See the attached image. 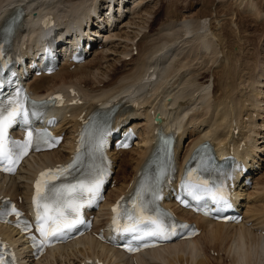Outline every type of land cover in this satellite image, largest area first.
<instances>
[{"label":"bare ground","instance_id":"obj_1","mask_svg":"<svg viewBox=\"0 0 264 264\" xmlns=\"http://www.w3.org/2000/svg\"><path fill=\"white\" fill-rule=\"evenodd\" d=\"M111 1L114 4H124L128 0H0V29L7 21L9 11H12L16 5L24 4L30 12V19L24 25L20 24L17 26L15 41H18L21 46L25 43L26 51H30L33 48L42 46L44 40L55 28H58L59 31L66 29V34L73 33L76 29L85 26V23L88 24L92 14L98 13L97 17L99 20H92L94 25L91 28L95 31L97 24L104 25L106 23V16L102 17L100 15L103 13L101 12L102 2L109 7V2ZM142 1L133 0L134 5L129 9L131 16L139 15L141 9H137L141 6ZM256 8L251 3L248 9L253 14V11L257 10ZM34 11H38L37 16H35ZM145 11L147 10L145 9ZM47 12L54 15V21L51 24L44 21L41 27L39 26V19L42 17L45 20L44 16ZM106 15L111 33L105 37L104 41H109L104 44L103 48L107 47L108 44H114V47L111 48V53L107 55L104 51L100 50V52L98 50L93 56L87 58L83 63L77 64L74 68H70L72 64L63 63L54 74L41 75L29 81L30 87L37 92L56 90V88L61 86L71 87V84H75L81 94H83L85 103L68 109H60V112L56 111L61 117V121L56 127L58 131L65 134V143L56 150L32 156L18 174L11 177H0V194L11 195L18 200L24 198L31 192L32 180L43 165L73 158L67 164L69 166L74 163V157L78 154L83 161L88 159L89 163L95 162L97 165L100 163L99 166L104 168L105 164L101 162L102 149L94 150V145L101 139V136L96 132L103 134L101 130H104L108 126L107 124L116 117L112 109H104L103 111H106V114L101 124V130H99L89 122L88 116L103 106L110 105V103L120 104L125 109L124 114L119 119L116 118L115 124L122 126L126 130L130 127H139L138 135L141 140L138 141V145L131 149L114 153V156L118 157V159L120 154H122L121 156H126L128 152H136V157L131 158L130 161H126L128 159L123 157L120 169L126 173V170L132 167V175L129 178H127V174L126 178L120 177V183L117 182L109 195L117 197L122 192H128L134 188L140 175L139 170H141L150 156L152 144L156 143V141L158 142L156 139L157 134L155 133L158 127L155 123L157 116L161 118L159 124L164 123L166 129L176 131L178 138L177 153L179 154V159H182V167L192 155L195 147L205 139L211 138L213 141L216 140L222 154L226 153L225 150L229 149L230 144H233V152L243 160L245 167L249 168L248 174L251 175L253 170H255L254 168L252 169V167H255V162H259V160L255 161L256 157L261 155V151L264 150V145H262L264 141L261 142L257 138L261 131V129L258 130V127L263 126L264 128V117L262 120L263 125L255 121L260 115L259 111L264 101V69L259 65L260 70L256 71L258 62L257 65L255 63L252 64V58L245 57L247 53L244 55L243 46L242 48L239 46L240 51L243 50L242 52H235L237 50L234 49L236 44L229 41H226L223 47L221 46L224 59L214 57L216 53L219 54L220 50L217 51V48L219 44H223L226 36L228 38L239 36L234 31L227 30L224 34H220L219 37L218 34L211 30L210 23L208 25L207 20L203 22L196 18H186L179 24L174 22L164 23L154 32L149 29L148 32L143 33L142 29L145 28V23L142 26L139 25L142 29H137L138 31L136 30L137 32H135L134 37L132 36V39L128 38L132 41L131 50L128 49L126 43L124 44V50L120 51L119 47L116 46V42L117 38L118 40L123 38L124 34L121 30L122 27L119 29V26L116 27L115 25L121 16L112 12ZM126 20L127 16L123 20L122 26L128 28L133 22H126ZM125 37L124 39H126ZM128 43L130 44V42ZM135 46L138 49L136 57L131 56L129 60L121 57V55L125 57L132 55L131 52L135 49ZM19 48L21 49L20 46ZM72 50L71 48L70 52ZM190 54H193V56L190 57ZM199 56H210L209 60L213 59L215 62L219 60L220 66L223 68L221 72L216 71L214 75L213 89H211L212 83L207 84L208 81L200 83V79L207 77V75H204L207 73L206 71L200 74V76H203L201 78L200 76H194L191 69L185 70V72L187 71L186 74L184 70L181 71L182 69L190 68H185L189 64L185 63L186 58L190 57L189 59L193 63L194 60L200 58ZM107 59L108 61L111 60L109 61L111 63H108ZM176 59L179 60L174 64ZM119 62H122L121 67ZM254 62H256V59ZM118 70L120 71L118 77L110 76L112 71ZM192 70L196 71L195 68ZM172 79L174 80L172 81ZM167 83L171 84L172 88L169 89L167 87L164 89L168 93L166 94L163 90L162 92L166 96L158 99V96L162 93L158 94L159 90L166 86ZM195 86H197V89L193 90ZM197 90H199V93L195 96ZM219 91L222 92L221 95L218 94ZM168 94H171L170 96L174 95L171 102H169ZM186 97L192 100L193 103L190 104ZM212 97L214 98L212 99ZM117 98L120 99L115 102ZM157 99L158 101L154 103ZM197 102L205 103V113L190 115L191 110L195 106L200 105ZM134 103L136 104L135 106L133 105ZM144 104L149 106L153 104V107H148ZM138 105L142 107L139 108ZM194 110H196V107ZM186 116L188 118L184 122ZM234 123L235 125L233 126ZM237 128V134L233 133ZM188 130L191 137L188 145L182 151L183 136L185 137ZM86 132L88 134L83 136ZM242 143L245 144L240 147ZM235 162L237 167L243 166L239 161L236 160ZM258 169L256 167V170ZM74 172L75 170H72V176ZM237 176L238 178L240 177L237 182L240 189L238 199L241 200V206L244 209V214H246V220L241 223L214 222L206 217L194 215L189 210L179 209L181 216L189 217L198 223L199 227L202 228L201 235L193 239L156 247L154 250L130 257L115 245L101 243L94 236L79 238L49 250V253L37 260L35 264H41L46 259L48 262H52V260L58 261V257H72L73 255L78 258L99 256L109 264H112L110 263L111 257L109 259L105 256L107 252H111L110 254L114 256L117 264H161L163 262L169 264L173 260L178 264H183L182 260L185 262L184 264H202L199 256H202L201 259L204 261L207 259V257L203 258L204 248H218L219 242L227 241L232 242L228 250L229 255L227 256H232L233 264H252L253 258H257V260L261 258L263 260L264 236L259 228H264V176L263 174V177L252 176L254 184L251 190L250 186H246L244 183L245 176H243V172H239ZM101 212L102 217L98 222L99 226L104 224L103 208ZM248 223L250 224L247 225ZM0 229L6 236L13 237L16 235L9 227H1L0 225ZM14 238L17 241L23 240L20 236H15ZM71 250L73 251L72 253L69 252ZM77 252H81V255ZM254 255L255 257H253ZM30 259L31 256L27 262L29 264L30 262L34 263V259ZM116 263L114 262V264ZM66 264H77V260H72V262L70 261Z\"/></svg>","mask_w":264,"mask_h":264},{"label":"snow or ice","instance_id":"obj_2","mask_svg":"<svg viewBox=\"0 0 264 264\" xmlns=\"http://www.w3.org/2000/svg\"><path fill=\"white\" fill-rule=\"evenodd\" d=\"M3 87L4 83L0 81V89ZM59 100L60 98L56 97L37 105L19 89H14L7 97L0 92V171L14 173L19 162L29 151L39 152L56 143V138L49 132L37 131L31 124L32 117L36 116L38 111L56 104ZM26 104L29 106L26 107ZM14 124L21 125L26 131L25 140L18 141L9 137V129ZM102 145L101 139L94 145V150L98 151ZM72 170L78 172L79 176H72ZM105 175L104 168L95 162L86 163L79 154L74 157L72 165L50 169L40 174L35 184L34 199L35 227L41 237L36 243L37 247L42 248L53 241H65L77 225L84 223L82 218L84 207L92 206L103 199L101 189ZM160 175H163V171ZM160 175L156 177L151 187L142 184L129 202L118 204L112 210L115 213L112 220L115 234L127 238L122 247L129 254L134 255L145 249L162 247L174 239H190L198 234L194 226L177 221L171 213L157 205L161 198ZM181 188L183 191V195L179 197L181 204L191 206L185 199L189 197L195 202V211L214 220L240 223L239 219L224 215L231 204L223 183L209 186L205 181H193L192 173L189 171ZM5 215L6 212H0V216ZM29 227L30 225L25 224V228ZM32 239L34 242L37 241L35 236ZM0 264H4V261L0 260Z\"/></svg>","mask_w":264,"mask_h":264},{"label":"rangeland","instance_id":"obj_3","mask_svg":"<svg viewBox=\"0 0 264 264\" xmlns=\"http://www.w3.org/2000/svg\"><path fill=\"white\" fill-rule=\"evenodd\" d=\"M105 1H109V0H105ZM250 2L257 7L256 8L257 10L253 11V14L251 13V10L248 9L249 5L251 4ZM131 3H133V0L131 1ZM128 4L129 3H126V5H128ZM133 5L129 6V9L132 8ZM101 8H104V6H102V4H101ZM145 9L147 11H145ZM137 10H140V12H141V13L139 12L140 16L139 15L131 16V14L130 15L127 14L126 22L127 21L133 22V24H130L131 26L129 25L128 28L127 27L125 28L122 26L123 25L122 23H120L119 25H116V27L119 26V29L122 27L121 30H122V33L124 34L123 38H119V40L117 38V42H116L117 43L116 46L119 47L120 51L124 50V46H125L124 44H126V43L128 45V49L129 50L131 49L132 43L128 38L132 39V36L133 37L135 36V32H137L139 29H142L139 27V25L142 26L143 24L146 23V25H144L145 28L142 29V32L146 33L149 30L147 28L148 26H150V31L154 32L155 30L159 29V27L162 26L164 23L174 22V23L179 24L180 22H182L186 18L187 19L196 18V19H199L203 22L207 20L208 25L210 23L211 30H213L216 34H218L219 37H220V34L221 35L224 34L227 30H229L231 32L234 31L235 34H237L239 36L236 38H232V36H231V38L230 37L228 38L226 36V39L223 42V44L222 45L219 44L217 51H219V50L220 51L218 52L219 54L216 53V55H214L215 58H221V59L223 58L222 57L223 56V51H222L223 49H221V48L223 47L224 44H226V41H229V42H233L236 44V47L234 49H237V50H235V52L240 51L241 50L240 47L242 48V46H243L244 47V55L247 53L245 57L248 56L249 58H252V60H253L252 64L255 63L257 65V62H258V68L256 69V71L260 70V67L264 69V0H143L141 6ZM147 21H148V23H147ZM124 37L126 39H124ZM217 41L218 40H216V42ZM128 42H130L131 45ZM218 43H219V41H218ZM109 46H110V48H108ZM113 47H114V44H108V46L101 49V51L102 52L104 51L105 54L107 53V55H108L109 53H111V48H113ZM119 50H118V52H119ZM221 51H222V53H221ZM226 51H227V49H226ZM242 51H240V52H242ZM136 53H138V52H136L134 50L131 53L132 54L131 56L136 57L137 56ZM191 56H193V54H190V57ZM110 57H111V54H110ZM121 57L125 59V57L123 55H121ZM190 57L185 59V63H189L187 65V67H185V68H188V67H190V68L182 69L181 71L184 70V73L186 74L187 71L185 72V70L191 69L192 74H194V76H198V77L200 76V74H202L206 71L207 73L204 75H207V77L200 79V83H206V81H208L207 84L209 85L212 83L211 89H213V81H214V77H215L214 75L216 74V71L221 72L223 70V68L220 66V61L217 60V62H215V60H213V59L209 60L210 56H203V57L197 58L196 60H194L193 63H191L192 61H190V59H189ZM112 59H113V57H112ZM255 59H256V62H254ZM178 60L179 59H176L174 64H176V62ZM186 60H188L189 62ZM107 61H108V59H107ZM109 61H111V60H109ZM109 61H108V63H111ZM239 64H240V62H239ZM119 65L121 67L122 62H119ZM223 65H224V62H223ZM259 65H260V67H259ZM194 68L196 70L195 72H194V70H192ZM210 70L213 71L212 74H210L211 73ZM119 72H120L119 70L115 71V72L112 71L111 74L110 73L109 74H110V76L112 75L111 77H114V76L118 77ZM184 73H182V74H184ZM201 77H203V76H200V78ZM173 80L174 79H172V81ZM172 81H171V83H173ZM170 85L171 84L167 83L166 86L162 87L161 90H159L158 94H160V92H162L167 87L169 89H171L172 86H170ZM197 86L193 87V90L197 89ZM179 89H180V87H179ZM163 92H165V90ZM163 92L158 96V99H160V97L166 96V94L168 93V92H165L166 94H164ZM173 93H174V91H173ZM198 93H199V90L196 91L195 96H197ZM221 93H222L221 91L218 92L219 95H221ZM171 94H168L169 95V97H168L169 102H171L172 98H174L173 97L174 95L170 96ZM153 97H156V96H153ZM186 98L188 99V97H186ZM213 98L214 97H212V99ZM152 99H154V98H152ZM158 99L155 100L154 103H156L158 101ZM188 100H189L188 102L190 104L193 103L192 100H190V99H188ZM197 103L200 105L195 106L196 110H194L195 109V107H194V109H192L193 111L191 110V112L189 113L190 115H193L196 113H202V112L205 113V111H206L205 103H199V102H197ZM201 104H204V105H201ZM144 105L148 106V107H150V106L153 107L152 106L153 104L150 106L148 104H144ZM261 105H262V107L260 108V111H259L260 115L258 116V118L255 119V121H257L258 124L263 122L262 120L264 117V101L262 102ZM202 106H204V107H202ZM138 107H139V105H138ZM140 107H142V106H140ZM143 109H141V110H143ZM187 116L185 117L184 122L188 118ZM262 125H263V123H262ZM260 129H261V131L259 133L260 135H257V138L260 139V141L262 142V141H264V137H263L264 128H263V126H260V128L258 127V130H260ZM189 133L190 132L188 130L185 134V137L183 136V142H182L183 147H181L182 151H183L184 147H186L189 143V140L191 137ZM262 145H264V143H262ZM135 153L136 152H128L127 155L125 154L126 156H121L119 158L118 166L116 169L118 179H119V177L126 178V174H127V178H129L132 175V167H129L126 170L127 172L124 173V170L122 171L120 169V164H121L123 157L124 158L126 157V159H128L126 161H130L131 158L136 157ZM253 160H255V159H253ZM258 160H259V162H257L256 165H258L260 163L258 165L259 170L253 171V174L256 175V177L262 176V174L264 176V150L261 151V155H258L256 157L255 161H258ZM118 167H119V169H118ZM251 189H253V188H250V190ZM227 243H229V244H227ZM222 244H223V246L221 247ZM230 244H232L231 241H227V242H223V243L219 242L218 248L222 249V250H221L220 255H218V256L211 255L209 252V247L205 246L206 247V250H205L206 256L205 257H207V259H205V261H204L203 259H201L202 257L199 256V259L202 260L201 263L202 264H233L232 256H227V255H229L228 250H229ZM218 248L216 247V249H218ZM249 248H251V247H249ZM226 250H227V252H225ZM69 252L72 253L73 251L71 250ZM77 253L81 255V252H77ZM110 253L111 252L105 253L106 254L105 256H107V258H109V259L111 257L110 263L114 264V262L116 263V260H115L113 255L111 256ZM256 254H258V253H256ZM68 257L67 256L58 257V261L52 260L53 263L48 262V260L46 259L41 264H58V262H59V264H66V263H69L70 261L72 262V260L76 261V259L78 258L76 255L69 257V259H68ZM253 257H255V255ZM256 257H257V255H256ZM61 259H62V261H61ZM250 259L251 260L254 259L253 261L250 260L252 262V264H264V259L263 260L261 258H258V260H257V258H253V259L250 258ZM259 259H260V261H259ZM113 260H114V262H113ZM173 262H174V260H173ZM173 262H170L169 264H171ZM35 263L36 262H34L33 264H35ZM182 263L184 264L185 262L182 260ZM161 264H166V262L165 263L163 262ZM173 264H178V263L174 262Z\"/></svg>","mask_w":264,"mask_h":264}]
</instances>
